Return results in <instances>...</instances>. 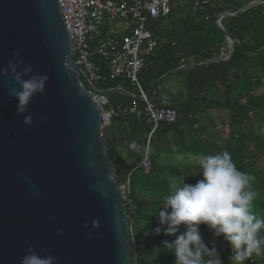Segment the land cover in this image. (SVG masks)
<instances>
[{
	"label": "water",
	"instance_id": "1",
	"mask_svg": "<svg viewBox=\"0 0 264 264\" xmlns=\"http://www.w3.org/2000/svg\"><path fill=\"white\" fill-rule=\"evenodd\" d=\"M261 2L222 13L218 26L226 31L223 18ZM226 37L228 53L219 61L234 51L236 40ZM17 60L23 61L17 71L33 70L24 79L47 77L23 115L10 94L20 85L10 69L4 75ZM76 62L59 0H0V264H21L29 246L55 264H135L131 223L108 155L118 141L115 120L103 128L90 94L128 91L98 90ZM28 115L31 125L24 123Z\"/></svg>",
	"mask_w": 264,
	"mask_h": 264
},
{
	"label": "trees",
	"instance_id": "2",
	"mask_svg": "<svg viewBox=\"0 0 264 264\" xmlns=\"http://www.w3.org/2000/svg\"><path fill=\"white\" fill-rule=\"evenodd\" d=\"M197 1L175 0L169 15L149 21L159 45L148 56L139 79L158 104L175 108L178 118L174 123L161 122L154 133L152 169L138 167L131 174L132 196L137 203V211L130 219L135 264H174V253L165 249L162 242L171 243L180 233L166 235V226H161L154 214L162 206L164 196L180 185L182 171L168 147L172 135L181 151L189 156L227 150L240 171L255 177L253 188L259 195L254 201V211L264 217V92H256L264 86V0L223 18L226 31L218 26L217 18L224 12L236 13L254 0H200L196 5ZM226 32L236 40L234 51L230 59L219 61L228 52ZM93 60L102 68L103 78L96 84L98 90L122 87L128 91L109 93L111 103L128 105L132 96L140 95L139 88L130 80L110 79L107 60L98 56ZM206 60L210 62H203ZM193 62L197 64L188 66ZM183 64L187 66L182 67ZM167 77H177L185 84L182 99H166L161 93L160 87ZM210 109L230 111L232 130L228 137L200 125ZM258 123V127H252ZM115 124L119 137L117 144L108 149V155L122 184L143 158L152 125L145 116L135 114L117 117ZM133 143L136 148L130 147ZM162 157L169 161L163 167ZM195 168L196 173L188 169L190 177L185 179L186 183L195 184L203 178L196 175L200 171L198 164ZM157 227L161 228L159 234L155 231ZM202 229L206 230V226H200V234L212 248L210 232L201 233ZM227 247L226 251L216 249L224 263L230 264L231 248ZM253 256L257 257V264H264V255Z\"/></svg>",
	"mask_w": 264,
	"mask_h": 264
},
{
	"label": "clouds",
	"instance_id": "3",
	"mask_svg": "<svg viewBox=\"0 0 264 264\" xmlns=\"http://www.w3.org/2000/svg\"><path fill=\"white\" fill-rule=\"evenodd\" d=\"M21 65L22 60L15 64L9 61L4 75L8 76L10 69L20 85L19 91L12 89L10 94L18 100L17 113L23 115L31 97L38 91L43 92L47 77L37 74L24 79L33 70L27 66L19 72ZM24 123L31 125V115L25 116ZM130 147L136 148V144ZM189 159L198 163L200 171L196 175L203 178L189 184L185 182L187 176H181L180 185L164 196L162 206L154 213L159 224L166 226V235L180 233L173 242H162L165 249L174 253V264H224L215 244L209 248L204 242L201 225L206 226L214 238L228 243L233 253L229 257L230 264H245L253 255H264V217L254 211V201L259 195L253 188L255 177L240 171L227 150L208 155L190 154ZM62 231L58 229L57 234ZM155 231L159 234L161 228ZM55 260L29 246L21 264H55Z\"/></svg>",
	"mask_w": 264,
	"mask_h": 264
},
{
	"label": "built area",
	"instance_id": "4",
	"mask_svg": "<svg viewBox=\"0 0 264 264\" xmlns=\"http://www.w3.org/2000/svg\"><path fill=\"white\" fill-rule=\"evenodd\" d=\"M174 1L59 0L69 31L72 53L91 84L96 88V84L103 78L101 66L93 60L94 56H98L107 60L110 79L125 78L140 90V95L132 96L128 105L113 104L108 94L90 91L101 111L103 128L111 125L115 118L130 114L145 116L146 121L152 125L143 158L120 184L129 220L137 211V203L132 196L131 174L138 167L144 170L152 169L150 156L154 133L161 122L174 123L178 118L177 110L158 104L154 97L143 89L139 79L141 70L149 61L148 56L153 54L159 45L149 27V21L169 15ZM199 3L200 0L196 5ZM257 260V257L253 256L245 264H257Z\"/></svg>",
	"mask_w": 264,
	"mask_h": 264
},
{
	"label": "rangeland",
	"instance_id": "5",
	"mask_svg": "<svg viewBox=\"0 0 264 264\" xmlns=\"http://www.w3.org/2000/svg\"><path fill=\"white\" fill-rule=\"evenodd\" d=\"M164 83H166L170 87L179 86V87L183 88V86H184L185 93H186V86H185V84L183 85L182 82L179 83V81H176L173 78L167 77L165 79ZM256 92L257 93H263L264 92V86H262L261 88L256 90ZM206 115L208 117L206 119H202V124H200V125L204 124V125L208 126L209 129L212 131L214 129V130H217L219 132H222L223 134H220V135H222L223 138L228 137V133H230V131L232 130L230 111L227 109H210L206 112ZM214 125H216L215 128H214ZM258 125H260V124L259 123L256 125L252 124V127L253 128L258 127ZM262 125H264V124H262ZM168 147L172 151V156L176 159V161L180 165V169L182 171V176H184V175L187 176V177H185V179L190 177V174L188 173V169H193L192 171L194 173H196L197 169L195 167L198 163L195 160H190L189 155L187 153L181 151V147H180V145L176 144V142L174 141L173 135L171 136V139L169 140ZM161 163H162V167H163V166H166L169 163V161L167 159H165V157H162ZM172 177L174 178L175 175H173ZM206 230H207V232H210L208 229H206ZM206 230L202 229L201 233L205 232ZM210 237H211V241H212L211 247H213V244H215V247L220 248L223 251H226L228 249L227 242L224 241L222 238H219V239L214 238L211 232H210ZM224 264H226V263H224Z\"/></svg>",
	"mask_w": 264,
	"mask_h": 264
},
{
	"label": "crops",
	"instance_id": "6",
	"mask_svg": "<svg viewBox=\"0 0 264 264\" xmlns=\"http://www.w3.org/2000/svg\"><path fill=\"white\" fill-rule=\"evenodd\" d=\"M173 79H175L176 81H179V83L181 82V80L177 77H174ZM183 88H184V86H183ZM183 88L179 87V86L170 87L166 83H164L163 86L160 87V89L162 90L161 93L163 95H165L166 99H170V100L174 99V98L182 99L185 95V88L184 89ZM118 137H119V134H118Z\"/></svg>",
	"mask_w": 264,
	"mask_h": 264
}]
</instances>
